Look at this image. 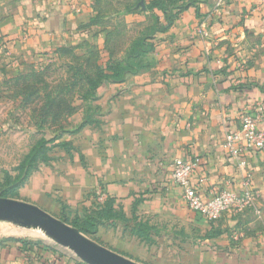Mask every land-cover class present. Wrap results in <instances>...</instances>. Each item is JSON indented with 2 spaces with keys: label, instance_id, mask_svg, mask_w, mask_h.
I'll return each mask as SVG.
<instances>
[{
  "label": "crops",
  "instance_id": "obj_1",
  "mask_svg": "<svg viewBox=\"0 0 264 264\" xmlns=\"http://www.w3.org/2000/svg\"><path fill=\"white\" fill-rule=\"evenodd\" d=\"M140 1L0 0V80L66 43L95 45L106 65L112 53L108 21L143 26L157 18L165 24L160 9L148 8L154 0ZM188 1L170 5L173 21L153 34L154 48L144 56L148 66L121 82H105L88 111L93 122L64 138L74 149L55 151L50 162L39 164L15 199L60 218L61 205L84 216L95 209L97 192L105 193L127 221H104L96 241L124 255L100 236L127 233L140 240L124 228L143 224L154 253L142 264H264V149L224 145L244 112L258 115L264 131V0H193L176 8ZM127 47L112 57L120 59ZM85 113L78 106L65 129L76 128ZM0 120V128L10 122ZM176 157L199 159L192 183L201 191L241 190L245 183L257 190L259 217L247 210L207 221L190 210L171 181ZM21 240H0V264H86Z\"/></svg>",
  "mask_w": 264,
  "mask_h": 264
},
{
  "label": "rangeland",
  "instance_id": "obj_2",
  "mask_svg": "<svg viewBox=\"0 0 264 264\" xmlns=\"http://www.w3.org/2000/svg\"><path fill=\"white\" fill-rule=\"evenodd\" d=\"M106 6L110 8L111 4ZM149 21L151 20L147 18L143 26L131 25L130 22L122 19L107 22L110 23L108 28L112 30L109 47L115 57L122 54L137 31L148 25ZM95 57L96 53L91 44L84 46L81 42L66 43L38 61L23 67L17 74L0 80V118L10 119L8 125L0 128V182L4 181L7 174L14 176L17 173L15 167L19 164L18 159L29 151L38 139L41 137L50 139L61 132L68 113L73 107L76 108L82 103L81 95L87 89V75L96 74ZM68 135L69 133H64L63 139ZM55 151L67 152L60 146H54L50 154ZM64 206L61 205L65 218L72 220L74 217L72 211L65 210ZM43 210L55 216V213L49 209ZM256 216L259 217L257 214ZM0 226L2 229L15 228L7 223H0ZM131 229V225H126L124 228L125 231ZM24 231L18 234H1L0 240L25 239L49 245L66 257H76L70 250L54 244L40 233ZM100 238L101 242L105 241L111 246H117L124 255L132 256L133 260H140L138 262L146 263L147 253H154L148 249V240H133V237L127 233L123 235L107 233ZM97 239L95 237V240ZM184 251L182 248L178 253ZM156 253L163 251L158 250Z\"/></svg>",
  "mask_w": 264,
  "mask_h": 264
},
{
  "label": "trees",
  "instance_id": "obj_3",
  "mask_svg": "<svg viewBox=\"0 0 264 264\" xmlns=\"http://www.w3.org/2000/svg\"><path fill=\"white\" fill-rule=\"evenodd\" d=\"M175 2L176 0H154L148 5L149 9L158 8L162 11L166 20L165 24L159 25L158 19L154 18L153 24L146 26L129 42L124 56L120 59L113 58V54L110 53L108 60H106V65H103L100 60L101 58L99 57L97 47L91 44V47L96 53L95 62L97 66L96 74H94V76L87 75V89L85 93L81 95L82 103L80 106H83L86 111L82 122L74 129H65L62 126L61 132L54 135L50 139H46L44 137L38 139V141L25 155L24 159L15 167L17 173L14 176L7 174L4 181L0 182V197L16 198L17 189L25 182L28 176L38 168L39 164L48 163L52 160L50 152L54 146H60L66 149L67 152H70L73 146L69 140L63 139L62 136L64 133L74 134L85 125L93 122L91 116L88 114V111L94 107L93 102L98 98V89L105 82H121L125 75L137 74L148 66V64L144 62V56L151 52L154 48L151 41L153 34L157 31L166 30L171 25L174 13H172L173 7L170 5L175 4ZM192 3L193 0H190L187 3L176 6V8L179 10L185 9ZM87 44L90 46V43H85L84 46ZM77 107H73L68 115L72 114ZM56 141H58V143H55ZM64 215L65 214L63 212L60 219L77 227L82 233L89 236L93 240H95V234L98 230V226L104 221L113 220L115 218L127 221L124 215L122 213H118V211L114 208L113 199L109 197L103 203L96 204L95 209L87 215L79 216L74 214L72 220H68V218H65ZM131 232L140 239L149 240L146 233V226L143 224L134 226ZM21 241H24L23 243L29 242L25 239H22Z\"/></svg>",
  "mask_w": 264,
  "mask_h": 264
},
{
  "label": "built area",
  "instance_id": "obj_4",
  "mask_svg": "<svg viewBox=\"0 0 264 264\" xmlns=\"http://www.w3.org/2000/svg\"><path fill=\"white\" fill-rule=\"evenodd\" d=\"M74 1V0H72ZM207 35V32H203ZM258 115L244 112L240 115L239 128L228 132L224 145L233 150L236 142H241V151H260L264 149V131L258 126ZM198 158L176 157L171 162V181L182 191V201L192 211L207 221H215L224 213L239 214L247 210L260 215L262 212L258 191L244 184L241 190L232 188L201 191L192 183V176L198 167ZM106 194L98 191L96 202L101 204Z\"/></svg>",
  "mask_w": 264,
  "mask_h": 264
},
{
  "label": "water",
  "instance_id": "obj_5",
  "mask_svg": "<svg viewBox=\"0 0 264 264\" xmlns=\"http://www.w3.org/2000/svg\"><path fill=\"white\" fill-rule=\"evenodd\" d=\"M140 4L143 6L142 0ZM0 223L38 231L44 238L70 250L86 264H142L102 245L77 227L29 202L0 197Z\"/></svg>",
  "mask_w": 264,
  "mask_h": 264
},
{
  "label": "bare ground",
  "instance_id": "obj_6",
  "mask_svg": "<svg viewBox=\"0 0 264 264\" xmlns=\"http://www.w3.org/2000/svg\"><path fill=\"white\" fill-rule=\"evenodd\" d=\"M1 227V226H0ZM25 231L24 230H20V229H16V228H11V227H9V228H4V229H2V227H1V230H0V235L1 234H13V233H16V234H18V233H24ZM34 232H37V233H40V232H38V231H34ZM41 234V233H40Z\"/></svg>",
  "mask_w": 264,
  "mask_h": 264
}]
</instances>
